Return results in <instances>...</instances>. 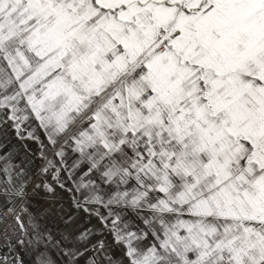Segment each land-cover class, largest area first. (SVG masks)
Masks as SVG:
<instances>
[{
  "label": "snow or ice",
  "instance_id": "6c2138e0",
  "mask_svg": "<svg viewBox=\"0 0 264 264\" xmlns=\"http://www.w3.org/2000/svg\"><path fill=\"white\" fill-rule=\"evenodd\" d=\"M0 264H264V0H0Z\"/></svg>",
  "mask_w": 264,
  "mask_h": 264
}]
</instances>
